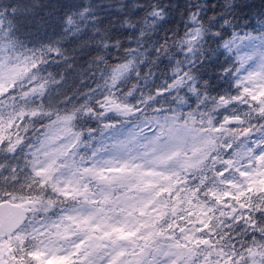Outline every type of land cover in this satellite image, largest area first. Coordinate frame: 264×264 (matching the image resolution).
<instances>
[{
  "label": "snow or ice",
  "instance_id": "obj_1",
  "mask_svg": "<svg viewBox=\"0 0 264 264\" xmlns=\"http://www.w3.org/2000/svg\"><path fill=\"white\" fill-rule=\"evenodd\" d=\"M0 264H264V0H0Z\"/></svg>",
  "mask_w": 264,
  "mask_h": 264
}]
</instances>
